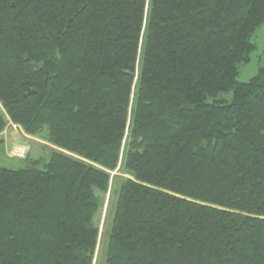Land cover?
Returning a JSON list of instances; mask_svg holds the SVG:
<instances>
[{
  "label": "trees",
  "instance_id": "1",
  "mask_svg": "<svg viewBox=\"0 0 264 264\" xmlns=\"http://www.w3.org/2000/svg\"><path fill=\"white\" fill-rule=\"evenodd\" d=\"M263 24L264 0H0V135L57 150L0 167V264H94L107 196L104 264H264V66L237 81Z\"/></svg>",
  "mask_w": 264,
  "mask_h": 264
},
{
  "label": "rangeland",
  "instance_id": "2",
  "mask_svg": "<svg viewBox=\"0 0 264 264\" xmlns=\"http://www.w3.org/2000/svg\"><path fill=\"white\" fill-rule=\"evenodd\" d=\"M251 42L256 46V50L250 56L248 64H242L239 67L237 81L247 83L264 66V24L255 32ZM217 100H223L230 103L232 93L219 95ZM212 101V100H209ZM14 126V125H13ZM8 122L5 131L0 135V167L9 170H20L25 168H36L42 170L48 163L51 152L57 151L56 148L44 141L47 132L41 133L39 138H33L25 135L22 130ZM27 158L26 161L23 159ZM118 176L112 173V177ZM106 202L103 210L96 218V224L99 227L101 239L97 248L94 264H104L103 241L107 238V231L110 227L113 217L114 202Z\"/></svg>",
  "mask_w": 264,
  "mask_h": 264
},
{
  "label": "water",
  "instance_id": "3",
  "mask_svg": "<svg viewBox=\"0 0 264 264\" xmlns=\"http://www.w3.org/2000/svg\"><path fill=\"white\" fill-rule=\"evenodd\" d=\"M26 68H27V70H28L30 73H33V72H34V69H35V65L27 63V64H26ZM34 94H35L34 91L28 89L27 92L23 95V98H24V99H27L29 96H32V95H34Z\"/></svg>",
  "mask_w": 264,
  "mask_h": 264
},
{
  "label": "built area",
  "instance_id": "4",
  "mask_svg": "<svg viewBox=\"0 0 264 264\" xmlns=\"http://www.w3.org/2000/svg\"><path fill=\"white\" fill-rule=\"evenodd\" d=\"M13 126V125H12ZM13 128H15V126H13Z\"/></svg>",
  "mask_w": 264,
  "mask_h": 264
}]
</instances>
